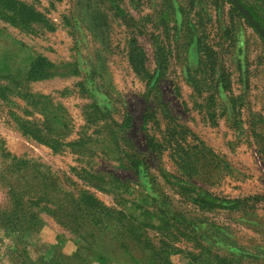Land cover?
Segmentation results:
<instances>
[{
	"label": "rangeland",
	"instance_id": "1",
	"mask_svg": "<svg viewBox=\"0 0 264 264\" xmlns=\"http://www.w3.org/2000/svg\"><path fill=\"white\" fill-rule=\"evenodd\" d=\"M16 1L43 21L22 27L0 9V182L12 156L25 159L54 182V198L88 190L117 214L91 233L89 209L72 224L44 210L54 203H34L36 231L17 240L0 225V264H226V233L250 253L264 249V200L251 199L264 196V46L228 3L116 0L117 16L106 0ZM247 2L264 17V0ZM131 40L145 72L128 64ZM36 55L59 73L27 79ZM165 173L247 200L199 210ZM80 226L94 239L85 253H75Z\"/></svg>",
	"mask_w": 264,
	"mask_h": 264
},
{
	"label": "trees",
	"instance_id": "2",
	"mask_svg": "<svg viewBox=\"0 0 264 264\" xmlns=\"http://www.w3.org/2000/svg\"><path fill=\"white\" fill-rule=\"evenodd\" d=\"M106 1L115 15L122 16V9L119 7L116 0ZM223 1L228 3L226 0ZM238 2L258 23L260 28L264 30V17L256 11V5L247 2V0H238ZM228 5L230 10L235 12V14L243 19V17L232 5H230L229 3ZM0 9L3 11V13H5V18L8 22L20 25L22 27H28L32 23L43 21L41 15L37 11L16 0H0ZM104 20L105 17L97 12H95L91 17V23L95 28L101 27V25L105 22ZM244 22L253 29V27L249 25L245 20ZM258 37L262 45L264 46V37H261L260 35H258ZM195 40L198 41L197 38H195L194 41H191L189 45L190 52L195 45ZM142 53V50L137 47L136 43H133V40H131V42H128V64L130 65L132 71L136 73L145 72ZM160 64L161 63H157L156 74H159L161 72ZM58 71L59 69L57 66L46 60L43 56L36 55L31 60L26 70L25 76L30 80H41L58 74ZM156 78L157 77H155L154 80L148 82V91L154 86L157 80ZM227 85H229V82L226 79V88ZM222 87L225 88V85H223ZM4 90V87H0V96L4 95ZM147 146H154L151 139H148ZM5 156L7 157L8 154H5ZM11 162L12 163L8 165L6 176L2 178L0 182L4 188L5 199L4 205L0 207V225L5 229H8L11 233L15 234L14 237H16L17 240H20V237L26 235L27 233L36 231V225L39 219L36 213L32 211V208L34 203L40 201H44L49 204L54 203V210L48 207L44 210H46V212L51 216H55L58 213L62 216L63 220H67L72 224H77L78 222L82 221L84 212L89 209L96 218V220H94L95 223L92 224V227L95 229L91 228V233L100 231L99 229L105 228V226H108L107 224L111 225L113 220H115L114 213L117 214V211H114L112 208H108L102 205L98 201L96 196L88 190L76 189L75 196H68L67 194H65V192H59L57 198H54L52 194V187L54 185V182L50 180V177L46 172L38 170L36 164H29L25 159L12 156ZM27 167H30L34 170L33 177L31 176L33 181H31V177L28 179L25 176L24 171H22V169H26ZM164 177L170 184L175 185V187L182 193V195L186 196L191 204L199 210H235L243 206L247 200V198L229 199L217 197L186 180L176 179L175 177L166 175V173L164 174ZM91 186L95 187V185L93 184H91ZM50 194L53 197H51ZM259 198L264 200V196L251 197V199L255 201ZM68 202H72L73 204L70 207H67L69 205ZM62 219L59 223L62 226L67 227L68 224L64 223ZM186 224H189V222H187ZM191 225L193 226V229L196 228L193 223H191ZM76 228L81 229L82 231L81 233H79L78 230L77 240L79 241H76V243L78 244V250H76L75 253H85L84 251L90 249V245L92 241H94V239L88 241L86 237L87 235L82 229V226ZM104 244H106V242H104ZM226 246V264H242V260L244 258L252 256L256 257V255L257 259L259 258L261 264H264L263 248L257 249L256 253H250L248 250L243 249V247L236 246L233 239H231L230 236L227 235V233ZM236 249L241 251L240 255L235 252ZM20 254H22V252H20ZM259 255L260 257H258ZM156 264L161 263L158 262Z\"/></svg>",
	"mask_w": 264,
	"mask_h": 264
},
{
	"label": "water",
	"instance_id": "3",
	"mask_svg": "<svg viewBox=\"0 0 264 264\" xmlns=\"http://www.w3.org/2000/svg\"><path fill=\"white\" fill-rule=\"evenodd\" d=\"M230 5H232L238 13L243 17V19L253 27L254 31L264 37V30L260 28L258 23L252 18V16L246 11V9L238 2V0H226Z\"/></svg>",
	"mask_w": 264,
	"mask_h": 264
}]
</instances>
